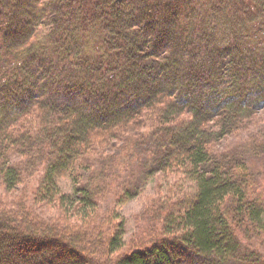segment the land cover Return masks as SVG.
Here are the masks:
<instances>
[{
	"label": "trees",
	"instance_id": "1",
	"mask_svg": "<svg viewBox=\"0 0 264 264\" xmlns=\"http://www.w3.org/2000/svg\"><path fill=\"white\" fill-rule=\"evenodd\" d=\"M174 175L128 243L116 207ZM23 182L0 264H264V0H0V188Z\"/></svg>",
	"mask_w": 264,
	"mask_h": 264
},
{
	"label": "rangeland",
	"instance_id": "2",
	"mask_svg": "<svg viewBox=\"0 0 264 264\" xmlns=\"http://www.w3.org/2000/svg\"><path fill=\"white\" fill-rule=\"evenodd\" d=\"M241 139V136L239 135H230L229 137L225 138L221 142V145H227V146H234L237 144ZM101 142L100 148L101 151H97L96 155H102L103 154H111L115 153L116 151H121L123 149L124 143L116 138L112 140L109 139H99ZM95 157L94 153H90L88 155V163H91ZM41 171L37 172V177H40ZM163 177L159 176L154 178V180L151 177L145 178L142 184V188L137 196L131 198L130 200L121 203L119 206L116 207V211L121 214L126 221V234L125 239L129 240L132 238L133 234L137 231L136 227L137 224L141 221L143 214L145 212V209L151 204V201L155 198H158L160 196H163L167 193L168 190H174L178 185L179 176L174 175V178L168 177V180H163ZM59 188L60 191L63 194L69 195L71 198L75 196L74 193V182L73 180L68 176H63L59 178ZM175 182H177V185H175ZM35 187L34 183H27L23 182L22 185L17 189V191H7L5 192L4 189L0 188V200L5 201L7 204H9L10 201H14L15 203L24 204L29 202V198H31V192L33 191ZM174 188V189H173ZM187 184H183L182 189H186ZM67 197V196H66ZM33 198H31L32 200ZM49 199H52L49 197ZM24 202V203H23ZM105 206H109L113 209L115 206L114 204H111V202L105 203ZM100 210L106 211L108 208L104 206H99ZM67 206L60 205L57 201H52L49 204H45L42 207H39L38 209H44L45 215L47 217H55L56 219H62V214H65V209ZM99 210V209H98ZM100 212V211H99ZM74 217H67V219H71ZM55 219V220H56ZM54 220V219H53ZM73 221V220H72ZM80 224V222H78ZM82 225H85V223H82ZM130 246V244H129Z\"/></svg>",
	"mask_w": 264,
	"mask_h": 264
}]
</instances>
